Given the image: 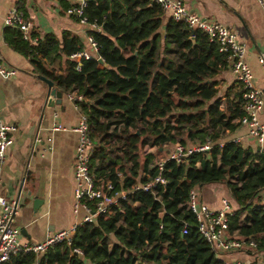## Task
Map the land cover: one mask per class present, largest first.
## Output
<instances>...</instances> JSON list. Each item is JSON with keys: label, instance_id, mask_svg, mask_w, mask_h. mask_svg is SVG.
Returning a JSON list of instances; mask_svg holds the SVG:
<instances>
[{"label": "trees", "instance_id": "1", "mask_svg": "<svg viewBox=\"0 0 264 264\" xmlns=\"http://www.w3.org/2000/svg\"><path fill=\"white\" fill-rule=\"evenodd\" d=\"M17 8L25 10L22 3ZM163 16L151 0H89L85 17L100 28L88 30L97 51L79 69L69 58L86 46L79 36L49 32L31 43L18 28L5 29V40L30 59L35 74L81 97L74 104L94 143L89 171L98 185L125 195L78 225L69 243L43 254L20 251L2 264H221L188 207L190 190L212 182L225 184L233 201L229 232L255 243L248 252L264 259V147L226 137L239 127L242 88L233 99L227 93L225 103L216 98L226 55L181 21L169 18L162 30ZM207 141L208 151L182 162L165 159L162 169L144 152ZM157 176L166 183L141 188Z\"/></svg>", "mask_w": 264, "mask_h": 264}, {"label": "crops", "instance_id": "2", "mask_svg": "<svg viewBox=\"0 0 264 264\" xmlns=\"http://www.w3.org/2000/svg\"><path fill=\"white\" fill-rule=\"evenodd\" d=\"M73 1L0 0V66L16 70L8 77L0 75V117L5 122L17 125V130L12 134L13 143L5 153L0 190L8 199L18 204L14 223L20 231L21 244L40 243L48 234L67 229L80 222L85 215L83 209L79 208L77 212L73 209V174L78 143V135L73 128L79 121L80 111L65 94H62L59 104L52 107L46 105L47 99H53L48 95V86L32 71L30 59L11 48L5 40L4 31L7 26L4 25V17L14 6L18 7L22 3L25 10H19L31 22L37 37L49 32L61 35L62 32L69 31L72 35L79 36L87 45V25L82 24L76 16L65 13V8ZM180 1L201 18L215 20L234 30L237 39L246 46L245 60L252 68L255 85L264 98V66L258 61L259 56H264V10L260 2ZM169 18L170 13L164 11L162 30ZM216 79L219 91L215 97H222L224 103L227 93L229 99H233L236 91L241 88L229 65ZM202 97L209 99L208 102L215 98ZM259 117L264 120V104ZM55 125L61 128L53 130ZM37 134L41 135L43 141L51 138L43 156L36 151L32 152ZM226 137L238 140L252 149L257 148L245 127L239 126ZM174 145L167 144L164 149L144 146V152L164 156ZM153 161L158 162L156 159ZM223 185L224 187L214 184L202 186L198 191L202 202L205 199L209 208L219 209L222 200L226 199L233 207L228 189ZM216 191L222 193L220 198ZM250 248L244 246L232 251L227 258L242 260L244 264H255L258 259H263L260 253H249Z\"/></svg>", "mask_w": 264, "mask_h": 264}, {"label": "built area", "instance_id": "3", "mask_svg": "<svg viewBox=\"0 0 264 264\" xmlns=\"http://www.w3.org/2000/svg\"><path fill=\"white\" fill-rule=\"evenodd\" d=\"M151 1L160 6L164 11H168L171 19L181 21L191 29L203 31L210 41L218 44L219 50L226 55V61L243 91V113L238 119L239 126L246 128L249 137L255 141L258 147H264V120H261L259 117V112L264 104V98L260 89L255 85L252 68L245 60V44L237 39L233 29L215 20L201 18L186 8L180 0ZM258 1L264 10V0ZM88 7L89 0H74L71 5L65 8V13L76 16L82 24L87 25L88 30H98L100 28L96 23L87 22L85 11ZM4 25L18 28L24 40L31 43H36L39 40V37L32 36L33 28L31 22L25 19L23 13L16 6L4 17ZM96 51V42L88 34L87 45L79 51L71 53L69 58L77 63L76 69H79L80 61L95 56ZM258 61L264 66V56H259ZM15 72L14 68L0 66V75L2 77H8ZM68 98L72 101L81 99L80 96L74 95H68ZM60 128L59 125L52 127L53 130H59ZM16 130V124L5 122L0 117V187L2 184V167L5 161V153L13 143L12 134ZM73 130L78 135L73 174L75 179L73 209L77 212L81 208L85 211V215L80 222L74 223L67 229L48 234L45 240L40 243L21 244L19 242L20 231L14 223L18 204L8 199L0 190V264L6 262L11 256L20 251L43 254L54 244L64 241L69 243L78 225L85 222H93L98 215L107 213L110 206L116 204L118 197H124L125 193L122 191L113 192L111 184H107L105 187L98 185V180L89 171V160L94 143L89 136L88 124L84 115L80 114L79 121ZM50 141V137L46 141H43L41 135L37 134L34 138L32 152L36 151L43 156L46 145ZM235 141L238 142V140ZM210 146L211 141L203 144L188 143L187 145L176 143L173 149L168 152L166 158L159 160L156 165L159 169H162L165 159H174L177 162H182L187 156L195 152L208 151ZM157 183L165 184L166 181L163 177L157 176L141 188L147 190ZM91 203H93V206ZM188 207L195 214L199 232L215 250L217 259L221 264H244L242 260L229 259L227 256L232 251L239 250L244 246L253 247L255 243L250 242L247 244L242 237L229 232L228 217L233 212L229 201L223 199L221 208L211 209L207 204L202 202L198 190L191 189L188 197ZM74 251L81 253L78 249H74ZM261 260L260 264H264V260Z\"/></svg>", "mask_w": 264, "mask_h": 264}, {"label": "water", "instance_id": "4", "mask_svg": "<svg viewBox=\"0 0 264 264\" xmlns=\"http://www.w3.org/2000/svg\"><path fill=\"white\" fill-rule=\"evenodd\" d=\"M100 63L105 65L102 61H100ZM38 77L47 84L48 95L53 98V99L51 98L47 99L46 105L52 107L54 104H59L61 102L62 93L54 87L53 82L51 80L41 75H38Z\"/></svg>", "mask_w": 264, "mask_h": 264}, {"label": "rangeland", "instance_id": "5", "mask_svg": "<svg viewBox=\"0 0 264 264\" xmlns=\"http://www.w3.org/2000/svg\"><path fill=\"white\" fill-rule=\"evenodd\" d=\"M77 107V106H76ZM50 143V142H49ZM50 145V144H49ZM172 150V149H171ZM166 154H168V153H166ZM164 155V156H160V155H154V157H155V159H156V161H158L159 159L161 160V159H164L167 155ZM210 184H214V185H221V186H223L224 187V185H223V183H218V182H212V183H208V185H210ZM207 184H206V186H208ZM205 186V185H204ZM199 191V190H198ZM216 195L220 198L221 196H222V193H220L219 191H216ZM203 202L204 203H206L207 201L205 200V199H203ZM262 260L261 259H258V261L255 263V264H260V262H261Z\"/></svg>", "mask_w": 264, "mask_h": 264}]
</instances>
